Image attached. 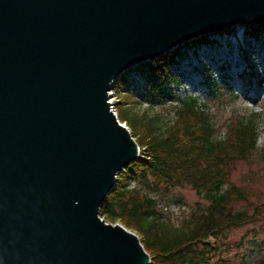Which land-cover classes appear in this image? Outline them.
I'll list each match as a JSON object with an SVG mask.
<instances>
[{"label": "water", "instance_id": "1", "mask_svg": "<svg viewBox=\"0 0 264 264\" xmlns=\"http://www.w3.org/2000/svg\"><path fill=\"white\" fill-rule=\"evenodd\" d=\"M264 0H0V264H151L101 209L139 146L110 92Z\"/></svg>", "mask_w": 264, "mask_h": 264}, {"label": "rangeland", "instance_id": "2", "mask_svg": "<svg viewBox=\"0 0 264 264\" xmlns=\"http://www.w3.org/2000/svg\"><path fill=\"white\" fill-rule=\"evenodd\" d=\"M210 41L205 45L189 46L182 51L184 56H179L175 60L176 64H172L177 72L175 76L179 75V87L173 89V94L180 99H196L199 108L208 113L216 135L226 139L231 136L234 122L240 116L259 115L258 149L264 153V30L255 35L254 31L240 26L232 33L212 36ZM131 79L135 80L134 75ZM139 82L146 85L147 92L146 88L139 90L132 87L131 94L118 93L113 89L110 102L119 122L128 125L131 135L140 146L141 159L134 163L150 165L154 163L155 156H159L172 166L173 157L167 150H157L153 145L152 138L159 133V123L157 125L152 120L160 118L166 124L173 125L176 122L177 104L169 98L165 102H150L148 89H152L151 83L145 79ZM215 86L219 87V93L213 92ZM195 124V119L181 117L172 131L164 135L165 142L174 141L178 147L182 145L180 149L192 147L198 152L199 147L194 140L187 137V130ZM162 128L165 130L167 126ZM226 160V188L234 194H240L242 198L231 204L232 214L242 212L248 219L239 226L224 222L221 239H209L208 243L213 249L218 246L223 247V250L229 248L228 256L222 255L225 264H264V157L258 153L243 160L230 151ZM123 174L118 180L123 179ZM188 177H191L189 173L179 169L178 174L174 175L176 186L168 193H165L167 188L164 184H160L159 191L146 189L151 199L157 202L158 213L162 216L160 221L171 227L179 228L186 221H192L193 217L201 215L209 206L192 185L184 183L179 186V179ZM149 179L152 183V178ZM134 184L138 187V184ZM179 199L183 203L177 202ZM101 219L107 224L125 227L139 237L142 245L146 241L144 234L128 221L113 224L103 216ZM147 253L155 260L152 264L157 263V255Z\"/></svg>", "mask_w": 264, "mask_h": 264}, {"label": "trees", "instance_id": "3", "mask_svg": "<svg viewBox=\"0 0 264 264\" xmlns=\"http://www.w3.org/2000/svg\"><path fill=\"white\" fill-rule=\"evenodd\" d=\"M257 30L258 33H256ZM261 30H264V27L251 29L250 32L254 31L257 35ZM210 42V38H203L190 45L199 46ZM190 45H186L184 50ZM182 51L179 50L181 57L184 56ZM172 63H176L174 57L167 55L162 59L144 64L133 72L140 70L149 73V77L145 80L152 85V89H148L151 94L150 102H165L167 98H170L177 103L176 122L173 125L166 124L160 118L152 120L157 125L159 123V133L152 138L155 143L153 145L157 150H167V153L173 157L171 160L173 169L171 170L172 166L163 162L159 156H155L154 163L150 165L144 162L132 164L102 207L101 216L113 224L128 221L137 227L146 237L143 243L145 250L157 255V263L154 264H225L222 255L228 256L229 248L226 247L223 250V247L218 246L213 249L208 240L221 239L225 228L224 222L239 226L248 219V216L242 212L238 215L232 214L231 204L235 202L234 200L239 201L242 198L240 194H234L226 188L225 173L228 171H226V158L230 151L243 160L258 153L264 157V153L258 149L260 116L257 114L252 117L240 116L234 122L231 136L227 139L217 136L208 113L199 108L196 99H180L177 95L173 97L170 90H167L169 82L175 80L169 69ZM144 86L126 75L119 80L116 91L118 93L126 91L130 94L128 92L130 88L141 90ZM215 87L213 92L219 93V87ZM145 90L147 92V89ZM181 117L196 120V124L187 130V137L194 140L199 147L198 152L192 147L180 149L182 145L179 144L178 147L174 141L165 142L163 138L168 131H172V127ZM165 125L167 128L163 130L162 127ZM196 135H199V138H196ZM179 169L191 175V177L179 179V186L184 183L192 185L199 196L209 203V206L201 212V215L193 217L192 221H186L179 228H175L160 221L162 216L158 213L157 202L151 199L146 189L159 191L160 184H164L167 188L165 193H168L176 186L173 182L174 175L178 174ZM149 178H152V183ZM133 183L138 184V187L135 184L133 186ZM233 196L235 198H232ZM177 202L183 203V200L179 199ZM216 257H219L218 260L213 262ZM152 262L155 260L152 259Z\"/></svg>", "mask_w": 264, "mask_h": 264}, {"label": "bare ground", "instance_id": "4", "mask_svg": "<svg viewBox=\"0 0 264 264\" xmlns=\"http://www.w3.org/2000/svg\"><path fill=\"white\" fill-rule=\"evenodd\" d=\"M245 30H248L249 28H250V26H242ZM231 31H233V30H231ZM149 63V62H148ZM147 64V63H146ZM144 65V64H143ZM140 66H142V65H140ZM140 66H138V67H136L135 69H133V70H131L130 72L128 71V72H126L125 74H123V76H126V75H128L129 76V79L131 78V76L132 75H134V79H135V81L136 82H139L141 79H145V78H148L149 77V73L148 72H141L140 70H137L136 72H133L134 70H136V69H138ZM133 72V73H132ZM122 76V77H123ZM121 77V78H122ZM120 78V79H121ZM119 79V80H120ZM119 80L117 81V83H116V85H115V89L116 90H118V87H119ZM151 85V84H150ZM147 89V87H146V85L144 86V89ZM113 91V90H112ZM111 91V92H112ZM126 92V91H125ZM128 92L129 93H131V91H130V89L128 90ZM127 93V92H126ZM113 94V93H112ZM111 96V95H110ZM112 100V99H111ZM110 100V101H111ZM112 104V103H111ZM117 115V114H116ZM119 119V118H118ZM120 124L123 126V127H125L128 131H129V133H131L130 132V128L128 127V125L127 124H125L124 122H120ZM134 141L136 142V140L134 139ZM139 150L141 151V149H140V146H139Z\"/></svg>", "mask_w": 264, "mask_h": 264}, {"label": "built area", "instance_id": "5", "mask_svg": "<svg viewBox=\"0 0 264 264\" xmlns=\"http://www.w3.org/2000/svg\"><path fill=\"white\" fill-rule=\"evenodd\" d=\"M111 111L116 115L117 113H116V110H115V108H114V106L112 105V107H111Z\"/></svg>", "mask_w": 264, "mask_h": 264}]
</instances>
